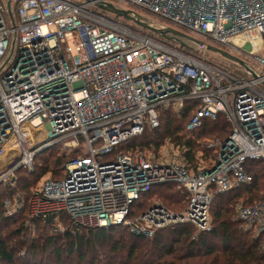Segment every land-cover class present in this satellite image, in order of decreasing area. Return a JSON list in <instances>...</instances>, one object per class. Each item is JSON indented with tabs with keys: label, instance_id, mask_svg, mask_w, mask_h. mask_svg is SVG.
<instances>
[{
	"label": "built area",
	"instance_id": "2783aa9c",
	"mask_svg": "<svg viewBox=\"0 0 264 264\" xmlns=\"http://www.w3.org/2000/svg\"><path fill=\"white\" fill-rule=\"evenodd\" d=\"M114 1L154 15L140 14L155 27L202 34L244 65L214 63L200 47L96 6ZM261 51L264 0H0V184L14 186L19 168L57 147L68 156L64 174L34 189L32 215L64 212L77 227L125 226L144 237L179 223L209 231L213 193L251 183L246 161H264ZM186 104L188 129L219 112L232 125L209 164L116 150ZM164 183L186 191L185 208L153 200L133 216L143 194ZM5 204L7 215L20 208ZM235 216L264 247V198L238 203Z\"/></svg>",
	"mask_w": 264,
	"mask_h": 264
},
{
	"label": "trees",
	"instance_id": "16d2710c",
	"mask_svg": "<svg viewBox=\"0 0 264 264\" xmlns=\"http://www.w3.org/2000/svg\"><path fill=\"white\" fill-rule=\"evenodd\" d=\"M190 108L186 104L178 114L163 112L157 127L121 142L116 150L132 154L151 147L157 150L169 140L188 149L184 153L188 161L195 162L194 151L199 148L210 162L214 150L230 135L232 125L219 112L214 119L205 118L200 126L188 129ZM204 137L212 139L202 146L199 140ZM67 160L68 156L52 147L34 157L30 170H17L14 186L0 184V264H264L262 242L244 229L233 211L239 199L244 205H252L264 198L262 159L245 163L251 183L213 193L209 231L197 232L192 224L179 223L158 229L151 237L118 225L77 227L64 212L30 215L38 180L46 173L61 178ZM186 196V191L176 189L174 183L156 184L143 194L138 208L142 210L159 199L167 208L178 210ZM7 200L20 204L11 215L6 214Z\"/></svg>",
	"mask_w": 264,
	"mask_h": 264
},
{
	"label": "rangeland",
	"instance_id": "374dc122",
	"mask_svg": "<svg viewBox=\"0 0 264 264\" xmlns=\"http://www.w3.org/2000/svg\"><path fill=\"white\" fill-rule=\"evenodd\" d=\"M73 1H83V0H73ZM115 6L119 7V8H122V9H135L137 10L138 12V9L134 8L133 6H129V4L125 3V2H120V1H114L113 2ZM140 11V10H139ZM106 14L108 15H112V13L110 12H107ZM140 14L143 15V16H147L149 18H152V19H156V17L154 15H151V14H148L146 12H143V11H140ZM121 20H125L126 22H132V21H129L127 19H124L123 17H119ZM133 23V22H132ZM175 27H178L176 25H173ZM180 29V27H178ZM182 31L186 32L187 34L189 35H192V36H197V37H200L202 38L203 40H206V37L202 34H199V33H196V32H193V31H190V30H186V29H183L181 28ZM153 33V32H152ZM156 34V33H154ZM209 43H212V41H208ZM178 43V42H176ZM186 43L190 46H192L193 48H197L198 46L190 41H186ZM198 53H201V54H205L206 56L209 57V59L214 62V63H219V64H226L228 63L227 60H225V58H223L222 56L216 54V53H213V52H210V51H207L205 49H198ZM260 55H264V51H261L260 52ZM230 64V63H229ZM236 67H239L238 65H234ZM262 88L264 89V85H262ZM208 139H212L210 137H204L202 139H200V144L203 146L205 144V142L208 143ZM98 143L94 144V146H96ZM83 145V144H82ZM84 147V151L86 152V146L83 145ZM188 149L183 146V145H180V144H175L174 142H170L169 140H166L157 150H154L152 147L151 148H145L143 149L142 151H137L135 152L134 154H144L146 156H152V157H155V158H159V159H170V158H175L177 160H179L180 162H182V160L184 161L185 160V156H184V153L187 151ZM131 153V152H130ZM202 153H204L202 150H200L199 148L196 149L194 151V159H195V162L199 163V164H203V165H207L209 163V161L207 159H204L202 157ZM47 177H51V174L50 173H46L44 174L39 180L38 182L36 183V186L35 187H38L39 185H41V183L43 182V180ZM174 187L176 189H182V187H180L179 185L177 184H174ZM154 200H157L159 201V199H154ZM244 201L242 199H239L238 202L235 203V205L233 206V211H234V218L236 217L235 216V206L238 204V203H243ZM183 203L185 205V200L181 201L180 204H182L181 206H178L179 209L178 210H175L171 207H168L170 210L172 211H175V212H180L182 211L184 208H183ZM179 204V205H180ZM149 205V203H148ZM165 205V204H163ZM147 206H145L144 209L141 210V207L140 208H136L134 213H133V216H136L138 215V213H141L142 211H144L146 209ZM172 207H175V206H172ZM30 215L31 214V210H30ZM36 216V215H35ZM236 219V218H235ZM63 229V228H62ZM252 235V234H251Z\"/></svg>",
	"mask_w": 264,
	"mask_h": 264
},
{
	"label": "water",
	"instance_id": "95a60500",
	"mask_svg": "<svg viewBox=\"0 0 264 264\" xmlns=\"http://www.w3.org/2000/svg\"><path fill=\"white\" fill-rule=\"evenodd\" d=\"M96 6H98L99 8H101L104 11H107V12L114 14L116 17H123L124 19L132 21L135 24H137V25H139V26H141V27L153 32V33H156L162 37L175 38V40L181 46L186 45V41H190L202 49L216 53V54L222 56L223 58L234 61L240 65H244V62L242 59H240L239 57H237L235 55L230 54L229 52L225 51L224 49H222L216 45H213L211 43H207L206 41H204L198 37L189 35V34L185 33L184 31L179 30V29L174 28V27H166V28L155 27V26L147 23L146 21L141 20V15L137 12L130 10V9L119 8L110 2H108V3L96 2ZM8 7H9V3H8Z\"/></svg>",
	"mask_w": 264,
	"mask_h": 264
}]
</instances>
